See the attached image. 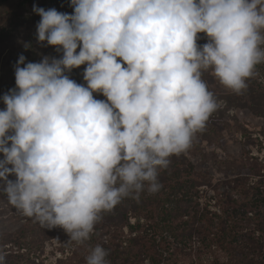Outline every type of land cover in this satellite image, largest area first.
<instances>
[{
	"label": "clouds",
	"instance_id": "clouds-1",
	"mask_svg": "<svg viewBox=\"0 0 264 264\" xmlns=\"http://www.w3.org/2000/svg\"><path fill=\"white\" fill-rule=\"evenodd\" d=\"M71 6V15L33 6L37 42L62 56L16 62V87L0 110V193L42 227L83 243L122 199L158 192L159 171L217 110L203 71L233 92L247 88L264 62V0ZM199 33L207 43L198 45ZM81 65L87 86L66 74ZM108 255L97 245L86 264H108Z\"/></svg>",
	"mask_w": 264,
	"mask_h": 264
},
{
	"label": "trees",
	"instance_id": "trees-1",
	"mask_svg": "<svg viewBox=\"0 0 264 264\" xmlns=\"http://www.w3.org/2000/svg\"><path fill=\"white\" fill-rule=\"evenodd\" d=\"M34 1L23 0L20 6L26 4L27 9ZM49 1L59 7V12H74L71 0ZM198 36V45L207 43L204 36ZM261 66L263 63L256 70ZM259 79L254 71L246 81L247 88L233 95L242 106L243 101L251 99V110L264 116ZM207 133L205 123L190 147L196 146L197 134L207 139ZM248 158L246 173L213 182L195 168L185 152L173 156L168 168L159 171L162 187L158 192L145 190L122 199L110 212L101 214L90 238L83 243L70 241L60 227L47 229L32 220L25 221L14 233H0V254L12 243L25 249L21 254L25 264H45L40 259L44 247L56 242L62 252L67 243L78 244L81 261H75L80 257H65L50 264H86V257L97 245L108 250V264H264V159ZM208 189L213 190L210 201L205 199ZM212 205L218 209H212ZM4 256V264L21 263L10 260L8 254Z\"/></svg>",
	"mask_w": 264,
	"mask_h": 264
},
{
	"label": "rangeland",
	"instance_id": "rangeland-1",
	"mask_svg": "<svg viewBox=\"0 0 264 264\" xmlns=\"http://www.w3.org/2000/svg\"><path fill=\"white\" fill-rule=\"evenodd\" d=\"M22 1L0 0V110H4L6 107L2 97L10 89L16 87L15 65L21 54L26 57L25 63L40 62L44 56L57 59L62 56V52H57L54 46L47 45L46 42L43 44L37 42L36 25L41 17L33 11L34 5L45 10L55 8L57 11L60 10L59 7L49 0H35L26 9V4L20 6ZM199 34L204 36L208 42L206 34ZM26 43L31 47L26 49L24 47ZM197 43L199 44L198 41ZM262 63L263 66L258 70L255 68L254 71L260 77L258 81L261 85L260 93L263 95L264 62ZM86 66L81 65L66 74L78 84L87 86V82L83 79ZM202 79L217 100L218 108L206 121L208 138L203 139L201 135L197 134L195 136L196 146L189 147L185 154L195 165V168L201 171V174L209 175L213 182H216L226 177H232L239 172L246 173V161L250 155L264 159V116H259L251 110V99L243 101L245 102L244 106L240 105L239 98L233 95L232 90L219 82L211 69L202 72ZM93 95L98 100L107 99L99 93H93ZM259 99L264 103L261 97ZM0 159H3L2 154H0ZM9 179L15 180V176H9ZM210 195H213L212 189H208V195L205 198L207 201H210ZM211 202L214 201L211 200ZM211 208L218 209L213 205ZM32 220L35 219L23 215L20 210L8 202L6 195L0 193V233H14L25 221ZM130 221L134 223L135 219ZM13 238L15 239L16 235ZM13 238L11 239L13 240ZM59 245L56 242L46 243L40 259H43L45 264H50L55 263L57 258L80 257L81 253L77 251L78 244L67 243L64 252L58 249ZM5 247L7 251L1 254H8L9 259L13 261L21 260L20 264L27 263L26 261L22 262L24 256H21L22 253H25V249L20 250L17 245L12 243ZM75 261L76 263L80 262L81 257Z\"/></svg>",
	"mask_w": 264,
	"mask_h": 264
},
{
	"label": "built area",
	"instance_id": "built-area-1",
	"mask_svg": "<svg viewBox=\"0 0 264 264\" xmlns=\"http://www.w3.org/2000/svg\"><path fill=\"white\" fill-rule=\"evenodd\" d=\"M261 47L264 48V45H262Z\"/></svg>",
	"mask_w": 264,
	"mask_h": 264
}]
</instances>
